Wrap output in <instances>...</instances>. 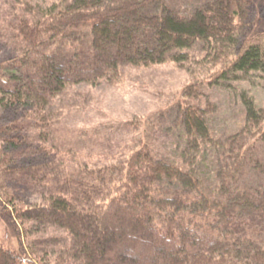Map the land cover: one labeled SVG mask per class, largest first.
Returning <instances> with one entry per match:
<instances>
[{"label": "trees", "instance_id": "16d2710c", "mask_svg": "<svg viewBox=\"0 0 264 264\" xmlns=\"http://www.w3.org/2000/svg\"><path fill=\"white\" fill-rule=\"evenodd\" d=\"M255 12L253 0H17L1 32L13 52L0 57V213L18 242L0 243V264H264ZM167 61L192 75L162 112L170 150L146 120L117 159L49 161L48 142L79 150L88 135L66 136L59 118L73 86ZM211 87L239 108L234 127L217 130Z\"/></svg>", "mask_w": 264, "mask_h": 264}, {"label": "rangeland", "instance_id": "374dc122", "mask_svg": "<svg viewBox=\"0 0 264 264\" xmlns=\"http://www.w3.org/2000/svg\"><path fill=\"white\" fill-rule=\"evenodd\" d=\"M32 1L50 3L54 0ZM253 1L256 5L258 30L264 31V0ZM14 5H17V0H0V57L11 56L13 52L11 44L5 41L6 36L3 37L1 32L5 28L3 23L10 20ZM193 64L196 68L205 70L195 61ZM191 79L192 75L187 67L167 61L148 66L128 65L115 80L73 86L65 99L60 100L62 105H70L65 111L70 110L71 115L59 118L67 130L64 131V134H68L66 136H71L76 129H85L87 131L84 132L88 135L83 137V148L79 150L74 146H63L62 138L48 142L53 147L49 161L71 163L72 160H88L91 163L103 164L117 159L128 148L130 138L136 135V127L145 125L146 120L148 125L154 126V140L156 139L161 148H165L163 151L170 150L168 147L174 137L160 128L163 121L162 112H167L166 106L180 98L183 87ZM206 92L208 96H204L205 100L219 101V109L213 114L217 130L220 131L222 127H234L226 124L235 122L233 118L238 115L236 112L239 108H234L230 103L229 95L216 87L207 88ZM252 94L258 104L264 105V90L253 89ZM58 134L61 135V131ZM77 134L78 132L75 135ZM56 141L59 145L54 144ZM72 141L75 142L74 139ZM31 200L37 199L31 197ZM47 233L49 231L45 235H48ZM17 242V229L13 221L8 215L0 213V243L17 246Z\"/></svg>", "mask_w": 264, "mask_h": 264}]
</instances>
